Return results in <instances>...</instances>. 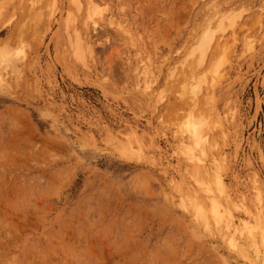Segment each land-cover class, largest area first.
<instances>
[{
    "label": "rangeland",
    "instance_id": "obj_1",
    "mask_svg": "<svg viewBox=\"0 0 264 264\" xmlns=\"http://www.w3.org/2000/svg\"><path fill=\"white\" fill-rule=\"evenodd\" d=\"M0 264H264V0H0Z\"/></svg>",
    "mask_w": 264,
    "mask_h": 264
},
{
    "label": "bare ground",
    "instance_id": "obj_2",
    "mask_svg": "<svg viewBox=\"0 0 264 264\" xmlns=\"http://www.w3.org/2000/svg\"><path fill=\"white\" fill-rule=\"evenodd\" d=\"M91 1H92V0H91ZM77 2H79V1H77ZM77 2H76V3H77ZM79 5H80V4H79ZM207 44H208V43H207ZM205 45H206V44H205ZM205 45H204V46H205ZM77 46H78V45H77ZM202 58H203V57H202ZM203 62H204V61H203ZM199 87H200V86H199ZM194 119H195V118H194ZM200 119H201V118H200ZM196 120H197V119H195V121H196ZM191 121H192V120H191ZM193 121H194V120H193ZM202 121H203V119H202ZM202 121H201V120H200V122H199V121H198V122L196 121V122L193 123V125H190V124L192 123V122H191V123L189 124L190 127L188 126V127H189V131H188V130H187V131L189 132L190 136L192 137V140L194 139V142H195V144H196L195 146H198L199 144H200L199 146H202V144L205 142V141L203 142V140H202V138H204L205 135H201L202 132H203V131H201V129H203V128H202V127H199V124L201 125V123H203V125H204V122H205V121H204V122H202ZM206 121H207V120H206ZM205 123H207V122H205ZM218 124H219V123H218ZM200 128H201V129H200ZM200 131H201V132H200ZM187 134H188V133H187ZM206 137H207V136H206ZM194 142H193V143H194ZM197 142H198L199 144H198ZM207 142H209V141H207ZM199 146H198V147H199ZM204 146H205V145H204ZM198 147H197V148H198ZM202 148H203V146H202ZM207 192H208V191H207ZM208 193H209V192H208ZM187 201H188V200H187ZM190 204H191V202H190ZM195 207H196V206H195ZM195 209H196V208H195ZM195 209H194V210H195ZM199 210H200V209L197 208L196 211H199ZM203 212H205V211L203 210V211H202V214H203ZM195 213H196V212H195ZM203 219H204L203 221H205L204 224H206L207 226H209V220H208V217H207L206 215H205V216L203 215ZM201 221H202V220H201Z\"/></svg>",
    "mask_w": 264,
    "mask_h": 264
}]
</instances>
